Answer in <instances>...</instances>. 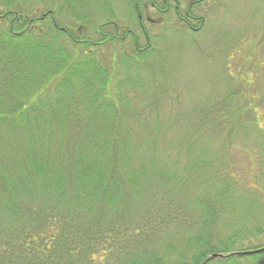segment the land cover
I'll return each instance as SVG.
<instances>
[{
  "label": "trees",
  "instance_id": "1",
  "mask_svg": "<svg viewBox=\"0 0 264 264\" xmlns=\"http://www.w3.org/2000/svg\"><path fill=\"white\" fill-rule=\"evenodd\" d=\"M173 3L0 0V264H203L264 247V167L248 184L228 157L206 154L202 124L168 137L141 113L152 94L130 98L139 85L124 72L113 88L96 58L120 46L122 68L146 64L141 21L152 24L150 10L164 20ZM197 5L174 7L192 32Z\"/></svg>",
  "mask_w": 264,
  "mask_h": 264
},
{
  "label": "rangeland",
  "instance_id": "2",
  "mask_svg": "<svg viewBox=\"0 0 264 264\" xmlns=\"http://www.w3.org/2000/svg\"><path fill=\"white\" fill-rule=\"evenodd\" d=\"M194 3L196 17L203 18L198 32L187 30L174 12L176 6L184 12ZM127 12L117 6V22L140 34ZM149 14L156 23L141 21L154 49L146 64L122 68L120 46L98 50L96 58L115 75L124 72L139 85L126 86L130 98L152 94L141 113L154 116L168 137L183 136L186 126L211 129L204 141L206 154L228 157L253 184L251 174L264 167V0H175L164 20L152 10ZM64 26L73 25L68 21ZM124 81L116 75L112 87ZM175 118L180 127L166 130Z\"/></svg>",
  "mask_w": 264,
  "mask_h": 264
},
{
  "label": "water",
  "instance_id": "3",
  "mask_svg": "<svg viewBox=\"0 0 264 264\" xmlns=\"http://www.w3.org/2000/svg\"><path fill=\"white\" fill-rule=\"evenodd\" d=\"M261 254H264V247L261 249H257V250L234 253V254L229 255V256H224L221 254H215V255L211 256L208 260H206L203 264H208L214 260L225 259V258H230V257L245 258V257H253V256L261 255Z\"/></svg>",
  "mask_w": 264,
  "mask_h": 264
},
{
  "label": "flooded vegetation",
  "instance_id": "4",
  "mask_svg": "<svg viewBox=\"0 0 264 264\" xmlns=\"http://www.w3.org/2000/svg\"><path fill=\"white\" fill-rule=\"evenodd\" d=\"M201 1H205V0H201Z\"/></svg>",
  "mask_w": 264,
  "mask_h": 264
}]
</instances>
